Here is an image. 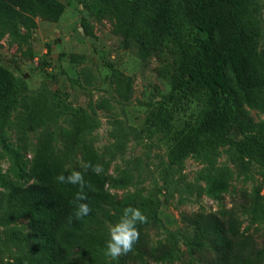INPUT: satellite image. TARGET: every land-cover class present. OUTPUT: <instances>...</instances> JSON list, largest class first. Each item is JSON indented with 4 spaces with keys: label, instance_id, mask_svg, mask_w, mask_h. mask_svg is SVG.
<instances>
[{
    "label": "rangeland",
    "instance_id": "1",
    "mask_svg": "<svg viewBox=\"0 0 264 264\" xmlns=\"http://www.w3.org/2000/svg\"><path fill=\"white\" fill-rule=\"evenodd\" d=\"M59 1L65 5L59 20L37 18L26 41L8 34L0 37V64L12 72L16 84L14 104L0 106V191L8 180H22L46 144L52 154L66 155L69 168L95 151L102 157V173L115 178L109 191L147 216V223L137 225L140 236L150 248L167 246L170 253L157 261L135 245L113 261L104 248L92 264H204L208 252L192 243V226L185 219L196 213L234 215L240 231L264 249V164L239 159L231 143L200 149L182 161L168 156L172 135L201 123L207 93H179L173 101L168 99L178 53L165 30L139 17L149 44L156 48L141 59L135 50L123 47L112 21L100 15L92 0ZM252 16L256 47L263 54L264 0H253ZM180 22L188 39L205 37ZM226 73L234 85L230 70ZM37 100L48 114L34 129L25 119ZM161 103L173 116L167 129L151 123ZM244 108L264 136V107ZM79 121L82 130L77 135ZM25 224V218L0 224V264H13L28 254L9 240L11 231ZM114 224L107 227L108 239ZM256 261L264 264V253Z\"/></svg>",
    "mask_w": 264,
    "mask_h": 264
},
{
    "label": "trees",
    "instance_id": "2",
    "mask_svg": "<svg viewBox=\"0 0 264 264\" xmlns=\"http://www.w3.org/2000/svg\"><path fill=\"white\" fill-rule=\"evenodd\" d=\"M179 5L173 4V2ZM253 0H92L101 16L113 23V33L124 48L145 59L155 50L145 36L140 16L148 17L165 31L178 53L176 72L171 76L169 100L179 93H207L206 109L197 127H184L170 139L168 156L182 161L200 149L234 144L239 159L255 158L264 164V136L256 129L244 105L264 107V53L256 47L257 28L252 16ZM65 5L59 0H0V37L11 35L26 41L36 28V19L57 22ZM188 29L205 35L188 39ZM232 73L234 85L226 70ZM16 84L12 72L0 64V106L14 104ZM45 104L37 100L26 116L31 128L46 120ZM84 119V118H83ZM172 113L160 104L151 123L167 129ZM76 134L81 132L78 122ZM235 137V139L233 138ZM102 164V157L89 151L74 168L66 166L65 154H52L46 144L31 160L22 180H8L0 191V224L25 218V228L13 230L9 240L24 246L28 254L13 264H92L108 240L107 227L117 223L128 206L127 199L108 189L115 178L85 171L84 164ZM80 171L91 187L86 188L89 215L77 219L73 203L78 186L58 184L55 177ZM192 226V243L205 249L204 264H259L264 249L240 231L234 215L196 213L185 216ZM140 253L153 260L169 255L167 246L152 249L139 236Z\"/></svg>",
    "mask_w": 264,
    "mask_h": 264
},
{
    "label": "clouds",
    "instance_id": "3",
    "mask_svg": "<svg viewBox=\"0 0 264 264\" xmlns=\"http://www.w3.org/2000/svg\"><path fill=\"white\" fill-rule=\"evenodd\" d=\"M84 169L100 175L103 172V166L101 164L92 165L91 163L84 164ZM55 182L58 184H70L78 186V191L75 194L73 203L76 204V217L77 219L83 218L89 215L91 209L87 203L81 201L87 200L86 188L91 186L87 184L84 179V174L80 171H72L70 174L65 175L63 172L58 174L55 178ZM147 216L136 207H126L123 210V214L119 221L114 225H110L109 239L106 242L104 253L111 260L115 261L119 257L127 255L133 250L134 244L139 240L140 232L138 230V224L147 223Z\"/></svg>",
    "mask_w": 264,
    "mask_h": 264
}]
</instances>
